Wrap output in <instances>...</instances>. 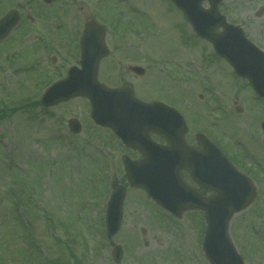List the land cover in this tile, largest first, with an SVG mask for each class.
<instances>
[{
	"label": "rangeland",
	"instance_id": "1",
	"mask_svg": "<svg viewBox=\"0 0 264 264\" xmlns=\"http://www.w3.org/2000/svg\"><path fill=\"white\" fill-rule=\"evenodd\" d=\"M0 2V17L12 8H23L26 12L32 10L41 18L51 10L41 0ZM132 2H137L138 6L141 5L140 8H146L149 17H153H150L152 21H162L163 26L155 30L164 28L171 40H181L177 30L182 29L176 23L181 18L169 11L170 4L167 0ZM89 3L88 10H98L103 19L109 16L106 19L108 23L113 14L117 17L124 11L130 13L119 0H91ZM224 3L232 20L240 22L248 16L254 22L258 20L264 23V14L257 16L260 7L264 6V0ZM136 16L133 14L128 20L137 25L139 19ZM39 21L28 24L26 42L19 43L18 40L16 43V40L11 39L9 44L15 45L13 53H2L11 51L8 50L11 45L0 46V106L3 107L4 103L9 105L5 109L4 120H0V264H31L30 258L36 259L32 264H47L52 261L58 264H117L112 257V250L117 244L123 247L124 252L119 264H209L202 251L205 233L202 213H182L173 220L144 191L127 186L122 161L123 154L127 151L112 137L109 130L94 125L85 99H74L52 108H43L40 104L31 102L40 101L42 90L48 82L42 79L38 71L47 68L49 64L41 63L37 69L36 49L30 47L36 44L37 38L34 35L39 30L42 36H47L44 26L46 20ZM110 29L114 30L111 26ZM159 38L160 34L152 35L149 43L152 48L157 46L161 52H166L167 40H158ZM142 44L134 39L135 52L143 55L139 49ZM175 45L178 50H173V54L178 60H185L190 53L186 50L189 47H184L181 43ZM107 71L108 69H103V73L101 72L102 81L110 86L121 85L123 79L117 80ZM126 79L133 81L137 93L141 95H145V89L157 88L154 74H149L142 83L132 79L130 75ZM180 86L181 84H176L172 90L176 91L177 96L167 89L165 100L174 101L187 115L191 113L190 103L193 101L197 105V114L193 119L194 131L207 129L209 119L218 118L212 116L208 109H203V102L199 98L202 90L198 83L193 86L192 101L188 99L183 102L185 97L182 92L187 95L190 92L179 89ZM160 89L159 85L158 90ZM248 95V91H243L238 100L239 105L247 107L246 111L244 109L243 114L232 117L227 122L228 126L225 128H230L229 131L233 133L230 137L219 131L208 130L212 131L211 135L234 158L241 155L240 148L235 147L238 137L248 138L246 143H251V139L254 142L262 139L257 136V127H252L257 121L255 111L253 108L249 109L250 104L256 108H260L261 104L255 103ZM247 98L249 103L246 102ZM202 112L208 115H205L203 123ZM72 117H77L83 126L82 132L77 135L71 134L66 126ZM195 117H199L198 120ZM251 144L252 161L259 159V162L264 163V151L257 144ZM101 150L111 152L112 165L104 160ZM5 155H10L11 160L22 170H10L4 161ZM10 156L8 157L11 158ZM111 177L127 186V195L122 206V227L109 240L103 221L107 196L111 191L108 183ZM258 178L261 183L254 203L249 209L235 214L230 224L229 233L245 258V264H264V176ZM16 200L18 204L13 202ZM21 220L25 227L27 223L33 229L31 233L34 243L39 245L33 253L30 252L27 243L29 239L24 234L25 227L20 223ZM18 231L20 232L17 233Z\"/></svg>",
	"mask_w": 264,
	"mask_h": 264
},
{
	"label": "water",
	"instance_id": "2",
	"mask_svg": "<svg viewBox=\"0 0 264 264\" xmlns=\"http://www.w3.org/2000/svg\"><path fill=\"white\" fill-rule=\"evenodd\" d=\"M180 8H182L194 28L199 34L204 35L215 42V45L225 55H229L230 62L236 66L238 72L245 73L252 70L250 66L244 65L245 60H241L238 53H232L225 49L224 43L217 44L213 35L212 14L213 11L203 10L201 4L203 0H173ZM213 4L214 9L220 0H209ZM16 14L9 13L0 21V39L17 22ZM234 30L228 34L227 38L234 37ZM6 36V35H5ZM99 54L100 51H99ZM98 54V56H99ZM101 56V55H100ZM79 74L75 78L65 82L55 84L50 88L43 97V104L50 106L57 104L63 100H68L76 95H85L91 100L92 117L98 124L110 126L115 134L120 136L126 145L137 146L138 141L136 131L132 128L131 123L138 115L134 114L131 109L126 106L118 108L116 101H111L114 92L108 90L99 91L98 85L95 82L79 83ZM253 85L260 95L264 96V71L251 78ZM77 83V84H74ZM94 83V84H93ZM118 93H115L117 95ZM130 112L131 115L128 113ZM143 117V116H142ZM182 127L184 128L183 123ZM145 126V125H144ZM143 126V127H144ZM70 128L74 132H79L81 127L77 120L70 121ZM173 133L166 132V136L170 142L180 143L183 146L173 147L168 149V152L175 153V157H168V160L163 164H155L153 162L152 150L146 155V159L141 162H135L129 158L125 159L126 175L131 186L141 187L145 189L153 199L160 205L168 208L176 214H181L187 209L199 208L204 210L206 216L207 231L203 248L211 264H242V257L237 254L228 236V222L233 214L237 211L246 208L254 199L256 190L251 181L245 176L237 174L233 168L227 164L219 151L205 139L199 137L201 150H193L194 154H185L184 141L182 133L173 130ZM136 132V133H135ZM140 133V132H139ZM138 133V135H139ZM175 133V134H174ZM178 133V134H177ZM140 138V135H139ZM172 147V146H171ZM144 152V149L141 148ZM183 152V155H181ZM185 152V153H184ZM174 158V159H172ZM149 160V161H148ZM158 161V159H157ZM188 166L192 172L193 178L207 188H212L217 192V195L212 198H204L196 191H193L181 183L178 177L180 168ZM173 176V177H172ZM125 196V188L114 184L108 211H107V230L108 237L114 236L121 226L122 221V204ZM115 257L118 262L122 257V249L117 246L115 249Z\"/></svg>",
	"mask_w": 264,
	"mask_h": 264
},
{
	"label": "flooded vegetation",
	"instance_id": "3",
	"mask_svg": "<svg viewBox=\"0 0 264 264\" xmlns=\"http://www.w3.org/2000/svg\"><path fill=\"white\" fill-rule=\"evenodd\" d=\"M89 1L91 0L79 1L81 3L79 9L81 10V15L79 18L76 19V17H70V15L66 13L55 15V19L51 24V29L47 32L48 35L46 37L37 35L38 44L41 45V48H43L45 53L50 54L49 58H47V64L50 66L48 65L49 69L46 71V73L51 74L50 77H62L67 71L68 61H63V57L58 55V51L65 52V50L71 49L77 51L80 56L81 48L80 44H77V37L82 36L87 21L95 19L106 26L107 35L105 40L110 49V54L100 61V80H102L101 72L103 69H108L107 72H109L113 78L115 77L117 80L123 79L122 85H132L135 88L133 81L131 82L126 79L127 75H130L132 79H139L138 82L142 83L141 80H145L149 74H154L156 77L155 81L157 83V88H154V90L145 89V95L140 94L139 97L144 101H163L166 103L167 101L164 96L167 89L172 91L176 84H181V86L178 87L179 89H187L190 92L189 95L182 92L185 97V102L188 101V99L194 98V83H198L199 80H201L198 78L199 76L195 71L197 69H202L206 72L205 78L208 82L209 90L206 94H200L199 96L202 99L209 96V106L213 107L217 105V107L226 110L224 112L220 111L222 113L219 117L223 115V120H226L227 117H231L232 113L236 114L238 107L241 108L243 112L244 109L246 111L247 107H242L238 104V100L240 99L239 95L243 91L248 90L250 96L253 97L254 102L264 103V100H261L258 97L256 98L255 92H253L250 87L248 88L249 83L247 80L239 78L238 76H233L234 72L229 63L216 54L210 42L205 41L198 36H195V40L193 41V36L187 34L185 44L183 43V45L184 47H187L188 44H191V46H189L190 48L186 49L190 51L189 56H186L184 50L183 52L186 56L185 60L180 58L177 61L175 57L172 58L171 55H169L168 58L167 54L173 55L174 48L167 47L168 50L166 52H161V49L158 47L152 48L148 42V38L150 39V37H147L150 35L151 30L147 21H138V30L135 28V23L129 21L128 15L125 14L117 15V17L116 15L112 16L111 22L108 23L106 19L109 16L103 19L100 13H98V10H88L90 4ZM221 10L228 11L223 8V4L221 5ZM259 11L262 12V14ZM259 11L257 16H263L264 8ZM241 25L247 37L264 51V23L258 20L257 22H254L246 16L243 18V21H241ZM110 26L114 30H111ZM134 39L143 43L142 47H139V49L142 50L143 55L139 52H135ZM77 62L78 61H74L73 63L77 65ZM181 64H183V66ZM134 67L143 68L142 70L144 71L141 77L135 74V70H133ZM159 85L161 86L160 90H158ZM171 85H173V87ZM151 93H154L155 95ZM172 93H175L177 96L176 91H172ZM178 97L182 98L181 96ZM217 97L220 98L218 99ZM229 101L233 103L230 104ZM247 101H249V98H247L246 102ZM179 102H181V100H179ZM167 103L177 107L174 101H169ZM221 103L223 106H221ZM190 104L192 108L190 115L184 113L179 107L177 108L184 113L188 123V129L185 135L186 141L194 146V102L192 101ZM253 107L252 104L249 105L250 110ZM254 108L256 114L254 117H259V122L256 126L259 131L257 136L262 138L260 142L264 146V130L261 127L264 122V108ZM236 115H238V113ZM219 120L220 119L217 121L213 120L208 125V128L210 127L214 132H220L221 122H219ZM254 121L255 119L253 122ZM150 135L151 138L159 144H167L166 140L159 134L150 132ZM250 147L251 145H248L249 149L246 147L242 148L244 152L238 158H234L235 162L233 164L238 170H242V172L248 174L250 177H262L260 170L264 169V167L259 163V159L255 160V163L252 161ZM136 154L137 155L134 156L135 158L141 157L140 154Z\"/></svg>",
	"mask_w": 264,
	"mask_h": 264
},
{
	"label": "trees",
	"instance_id": "4",
	"mask_svg": "<svg viewBox=\"0 0 264 264\" xmlns=\"http://www.w3.org/2000/svg\"><path fill=\"white\" fill-rule=\"evenodd\" d=\"M3 112V111H2Z\"/></svg>",
	"mask_w": 264,
	"mask_h": 264
}]
</instances>
